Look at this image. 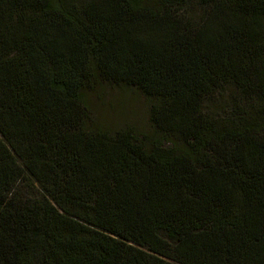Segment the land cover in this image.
<instances>
[{"label":"trees","instance_id":"obj_1","mask_svg":"<svg viewBox=\"0 0 264 264\" xmlns=\"http://www.w3.org/2000/svg\"><path fill=\"white\" fill-rule=\"evenodd\" d=\"M0 264H264V0H0Z\"/></svg>","mask_w":264,"mask_h":264},{"label":"rangeland","instance_id":"obj_2","mask_svg":"<svg viewBox=\"0 0 264 264\" xmlns=\"http://www.w3.org/2000/svg\"><path fill=\"white\" fill-rule=\"evenodd\" d=\"M146 99L133 89L102 85L89 96L95 124L110 131L129 127L136 134L149 130Z\"/></svg>","mask_w":264,"mask_h":264}]
</instances>
